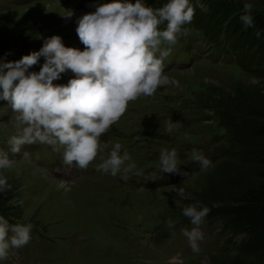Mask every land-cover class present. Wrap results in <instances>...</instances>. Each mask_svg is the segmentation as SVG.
Masks as SVG:
<instances>
[{
    "label": "rangeland",
    "instance_id": "374dc122",
    "mask_svg": "<svg viewBox=\"0 0 264 264\" xmlns=\"http://www.w3.org/2000/svg\"><path fill=\"white\" fill-rule=\"evenodd\" d=\"M237 1L243 5L252 3L254 10L264 9L262 0ZM16 3L0 0L1 52L15 58L26 55L23 51L27 42H42L55 32L74 28L66 18L72 12V2L16 0ZM83 6L86 7L76 4L75 9ZM63 24L68 26L62 28ZM39 50H29V54ZM1 52L0 63L7 62ZM181 59L193 67L175 68L173 75L178 82L171 77V91L166 97L150 100L142 96L131 102L121 119L100 137L101 145L108 147H102L87 168L74 172V178L54 175L47 168L63 150L45 149L40 167L32 165L30 155L27 159L10 156L5 147L17 129L13 126L14 114L0 104V154H7L15 162L12 169L0 170L14 197L8 200L7 214L24 210L23 217L13 215L9 223L33 225L29 243L18 249L10 248L7 259L0 260V264H170L173 258L182 264L232 263L243 235H233L227 222L208 213L203 220L206 224L203 239L198 241L200 251L194 253L184 235L185 230L193 229V224L182 215L181 209L196 200L195 190L205 185L203 177L209 175L203 174L221 161L218 158L212 161L223 142L214 136L225 131L217 114L212 113L215 110L212 97L219 92L235 93L239 85L257 83L263 78L246 72L236 57L204 45L198 31L182 49ZM39 63L43 66L45 58L41 57ZM70 79L71 75L62 73L58 81L68 83ZM213 86L219 87L218 93ZM169 120L176 123L171 133L165 128ZM115 143H120L121 154L127 150L131 162L136 164L127 180L120 174L112 176L96 170L101 157L107 158ZM231 147L229 142L222 160L231 156ZM165 148L177 150L180 172L186 175L161 170L159 154ZM193 149L211 161L206 171H201L200 163L192 159ZM242 158L244 155L239 154L235 160ZM178 185L185 189L189 199L177 196ZM169 218L175 221L174 227L167 226ZM218 220L222 225L215 223ZM241 256L249 258L243 253Z\"/></svg>",
    "mask_w": 264,
    "mask_h": 264
},
{
    "label": "clouds",
    "instance_id": "9594fccd",
    "mask_svg": "<svg viewBox=\"0 0 264 264\" xmlns=\"http://www.w3.org/2000/svg\"><path fill=\"white\" fill-rule=\"evenodd\" d=\"M92 6L94 12L77 20L76 31L85 50L65 47L62 38L54 35L39 51L18 61L0 63V100L7 101L15 114L12 119L17 133L8 141L13 154H19L24 145L39 142L55 152L63 150L65 164L87 168L102 147H108L101 145L100 137L121 119L128 105L142 96H154L165 83L163 61L177 43L181 26L191 23L194 17L189 0H169L160 8L146 6L143 0H114ZM252 8V3L244 4L240 20L245 28L254 25ZM164 22L166 28L161 30ZM41 57L45 58L41 70L29 72ZM68 71L75 78L66 85L53 83ZM175 127L173 121L166 122L168 133ZM121 148L120 143H115L108 157H101L96 170L112 176L120 174L127 180L136 164L127 150L121 154ZM28 157L29 153L24 152L23 158ZM159 159L164 173L186 175L180 172L175 148L162 149ZM192 159L200 163L201 171L211 165L196 149L192 150ZM14 163L7 154H0V170H10ZM10 189L6 176L0 174V193ZM175 192L180 199H189L182 186L178 185ZM209 211L200 201L182 209V215L196 226L184 231L194 253L200 251L198 241L203 234L199 225ZM166 224L171 228L175 221L169 218ZM32 228L31 223L10 224L0 216V260L7 259L10 248L27 245ZM170 264L182 261L173 258Z\"/></svg>",
    "mask_w": 264,
    "mask_h": 264
},
{
    "label": "trees",
    "instance_id": "16d2710c",
    "mask_svg": "<svg viewBox=\"0 0 264 264\" xmlns=\"http://www.w3.org/2000/svg\"><path fill=\"white\" fill-rule=\"evenodd\" d=\"M202 2L208 12L198 9L196 20L209 26L208 34L214 42L226 40L234 47L238 62L246 72L256 73L263 79L257 83L239 85L235 93H218L219 87H212L218 93L212 99L223 105L217 113L222 121L228 123L231 156L203 174L209 173L203 177L205 185L195 190V201L209 208L210 217L223 218L235 233L243 234L242 244L231 259V264H264V9H252L254 25L245 28L240 20L244 5L237 0ZM199 13L201 17H198ZM206 14L208 19L205 18ZM26 44L23 52L29 54V50H35L39 42L33 40ZM1 54L10 55L11 61L23 58V55L15 58L9 53ZM232 111L241 114L240 122L234 119ZM239 154L244 158L236 161ZM11 196L10 190L0 194V216L7 220L13 215L16 218L24 215L23 209L7 214L8 200L14 198ZM194 202L184 204L182 209ZM242 253L249 255V258L242 257Z\"/></svg>",
    "mask_w": 264,
    "mask_h": 264
},
{
    "label": "bare ground",
    "instance_id": "6f19581e",
    "mask_svg": "<svg viewBox=\"0 0 264 264\" xmlns=\"http://www.w3.org/2000/svg\"><path fill=\"white\" fill-rule=\"evenodd\" d=\"M67 2H72V4H73L72 12H70L71 15L70 16L67 15V17H66L67 19L74 21V20H76V18H80L85 14H89V12L87 11L88 10L87 7L83 6L82 8H78V9L76 8L75 9L76 4H80L81 0H67Z\"/></svg>",
    "mask_w": 264,
    "mask_h": 264
}]
</instances>
